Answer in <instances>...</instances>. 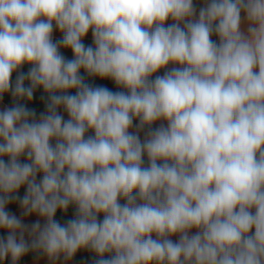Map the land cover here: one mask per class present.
I'll return each mask as SVG.
<instances>
[{
  "label": "clouds",
  "instance_id": "9594fccd",
  "mask_svg": "<svg viewBox=\"0 0 264 264\" xmlns=\"http://www.w3.org/2000/svg\"><path fill=\"white\" fill-rule=\"evenodd\" d=\"M195 16L193 0H0V98L47 94L38 119L19 102L0 111V261L88 249L94 264H264V0H206ZM134 119L167 126L141 142ZM16 201L43 226L6 210Z\"/></svg>",
  "mask_w": 264,
  "mask_h": 264
},
{
  "label": "trees",
  "instance_id": "16d2710c",
  "mask_svg": "<svg viewBox=\"0 0 264 264\" xmlns=\"http://www.w3.org/2000/svg\"><path fill=\"white\" fill-rule=\"evenodd\" d=\"M243 13L244 12H242L241 15ZM211 39L216 43V41L219 39V37L215 33H213L212 36H211ZM57 41H59V40H53V42H57ZM82 42L86 46H93V47H95L93 41L82 40ZM60 51H61V54L67 60H71V59L74 58L73 57V54H72V52H71L70 49H66V48L61 47ZM172 66H173V64H169L168 66H166V68L160 69L158 72L154 73L153 76L150 77V79L154 80L156 78V76H163L168 70H170V68ZM30 67H31V65L24 64L20 69H18L16 71V75H15V78L14 79H13V73H12L11 82L13 83V85H14V82H15V79H16L17 75L20 72H25L26 73L30 69ZM80 75L82 77H84L85 83H88L89 85H91L93 87H95V86H103V87H106V88H108L109 90H111L113 92H116V91H124V92H127V89H124L122 87H118L114 83V81H112L111 79H108V78L101 79L99 77H91V76H88V74L83 69H81ZM29 83H30L29 81L25 80V86H29ZM75 92H76L75 89L74 90H69L68 91V94L74 95ZM38 96L44 97V99L38 101L37 103H35L32 106H30V102L29 101L27 103H25V101H27L26 99L25 100L17 101L16 98H14V97L11 96V93L10 92L4 94L3 95V98H4V101L6 102V104L8 105V107H11L15 103L19 102V103H22V104L26 105L30 109H35L36 110L37 119H38L40 113L46 111L45 105L47 103V94L44 92V90L42 88H37L35 90V92H34V98H36ZM138 124H139V120L138 119H134L133 125H138ZM149 128H151L152 130H155L156 129V127H154L153 125H151V126L145 125L144 130H143V133L148 132L149 131ZM89 136H94V131L93 130H91ZM143 160H144V165L143 166L144 167H147L148 166V158H147V155L146 154L144 155ZM158 163H162V161H158ZM133 194L135 195V192ZM119 203L124 204V203H126V200H124L123 198H120L119 199ZM75 209H76V206L75 205H70L69 208H68V212L67 211L65 212V211L58 210L57 213H56V216L54 217V219H56L62 225H64V224H66V222L68 220L72 219V214H73V212H74ZM251 211L254 214L255 209H252ZM102 219H103V214H100L98 216V220H101L102 221ZM6 235H7V232L5 230L0 229V237H5ZM44 255L45 254H43L42 252H40L38 250H30L28 253H26L24 256H22L17 261V264H25V263H27L29 261H32V260L37 259V258H40V257H42ZM111 255H114V253H112V254L106 253L105 254V258H109ZM93 256H94V261L99 258L94 252H93ZM72 260H73L74 264H81L80 259H79V256H78V253L75 254V256L72 258ZM0 264H12L11 257H8L5 260L0 261Z\"/></svg>",
  "mask_w": 264,
  "mask_h": 264
},
{
  "label": "crops",
  "instance_id": "0c3cea01",
  "mask_svg": "<svg viewBox=\"0 0 264 264\" xmlns=\"http://www.w3.org/2000/svg\"><path fill=\"white\" fill-rule=\"evenodd\" d=\"M193 5L194 8L196 9V16L193 17V19H198V14L201 8L206 6V0H193ZM241 19H242V25H241V30L242 31H246L247 29V21H246V14L243 13L241 15ZM174 23V21L169 18L166 22H165V26H168L170 24ZM181 27H183V23L181 24ZM63 38V33L59 31V29L56 28L55 24H53V34H52V39L53 40H61ZM83 40H89V41H93V37H92V31L91 29L89 30L88 34L86 35V37L83 38ZM217 44H219V39L216 41ZM175 65H173L172 67H174ZM171 67V68H172ZM170 68V69H171ZM255 71H258V69H256ZM8 105L6 104V102L4 101V98H0V111L4 110L5 108H7ZM58 112L64 117L65 120L69 119V116L67 114L66 111L63 110V108L58 109ZM91 130H89L86 134H85V138L87 136H89ZM51 143L54 145L55 144V140L51 141ZM4 159H8L7 157H5ZM20 161L21 163H28V159L27 156H21L20 157ZM42 173H38L37 174V182H39L42 179ZM26 193V185L22 186L19 191L17 193H15V195H19L20 197H23ZM7 211H10L12 213H15L17 215L18 218H20L22 220L23 223L31 225L32 223H34L35 221L39 220L41 225L43 226V224L46 222L43 218L39 217L36 214H32L28 217H24L22 215V209L19 206V202H13L10 203L7 207H6ZM197 231V229H192L190 234H195ZM254 234V229L249 233ZM25 239L26 241L30 242V237L28 236L27 233H25ZM179 240V234H176V242H178ZM25 264H74L73 260H65L63 255L60 256V258L58 260L52 261L50 260L46 255L34 259L32 261H29Z\"/></svg>",
  "mask_w": 264,
  "mask_h": 264
},
{
  "label": "rangeland",
  "instance_id": "374dc122",
  "mask_svg": "<svg viewBox=\"0 0 264 264\" xmlns=\"http://www.w3.org/2000/svg\"><path fill=\"white\" fill-rule=\"evenodd\" d=\"M174 67H181L180 65H175ZM161 124H163L165 127L167 126V121H165V120H160V121H156V122H154L152 125L154 126V127H156V128H158V127H160L161 126ZM137 125H133V127L132 128H130L129 129V131L130 132H133V133H137L138 135H139V138H140V140H141V142H143L147 137H146V134H147V132L146 133H143V130H144V128L142 129V130H139V131H137V127H136ZM140 201H138V203H139ZM67 212H68V210H67ZM196 230V229H195ZM153 238L155 239L156 238V236H155V234H153ZM170 239H172L174 242H176V235H173V236H171V237H169ZM91 251L90 250H88V249H81V250H78V256H79V259H80V262H81V264H93L94 262L92 261H89V259L87 258V255L90 253Z\"/></svg>",
  "mask_w": 264,
  "mask_h": 264
},
{
  "label": "water",
  "instance_id": "95a60500",
  "mask_svg": "<svg viewBox=\"0 0 264 264\" xmlns=\"http://www.w3.org/2000/svg\"><path fill=\"white\" fill-rule=\"evenodd\" d=\"M16 72H13V79L15 78ZM74 90V89H71ZM41 100V96H38L36 98H34L31 102H30V106L34 105L35 103H37L38 101ZM28 101H25V103H27ZM75 213H76V209L74 210L73 214H72V219L75 218ZM87 258L89 259V261H94V256H93V252L91 251L88 255Z\"/></svg>",
  "mask_w": 264,
  "mask_h": 264
}]
</instances>
